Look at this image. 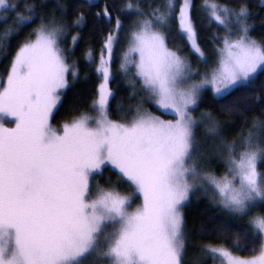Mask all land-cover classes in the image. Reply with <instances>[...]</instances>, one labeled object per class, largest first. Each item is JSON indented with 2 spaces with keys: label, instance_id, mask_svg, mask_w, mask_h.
Wrapping results in <instances>:
<instances>
[{
  "label": "snow or ice",
  "instance_id": "6c2138e0",
  "mask_svg": "<svg viewBox=\"0 0 264 264\" xmlns=\"http://www.w3.org/2000/svg\"><path fill=\"white\" fill-rule=\"evenodd\" d=\"M85 4L97 8L95 0ZM45 7L25 0L21 9L17 0H0V16L8 20L14 14L0 28V49L7 51L14 33L40 21L16 47L6 79L0 80V118L14 119L12 127L0 123V264H85L88 258L90 264H184L182 209L201 190H210L211 200L234 220L248 216L238 226L256 252L235 255L233 248L243 250L237 234L228 238L231 248L198 245L202 264H264V213L249 216L257 204L264 205V170H258L264 164V104L260 115L246 121L249 130L231 141L220 135L210 110L200 112L206 133L217 138L226 154L227 171L220 176L199 167V123L190 111L208 89L214 98L225 99L247 88L264 101V84L259 91L252 86L264 73V39L250 36L246 5L202 0L196 10L225 33H213L212 39L219 41L213 48L217 55L201 70L181 55L179 45L168 44L169 38L179 37L207 62L197 39L192 0H122L119 6L104 0L91 13L109 25L94 68L102 77L91 104L96 114L81 112L56 127L51 119L71 83L68 76L78 78L75 63L69 64L65 56L70 47L59 45L68 27L85 22L86 13L78 11L69 23L64 5H57L59 17L42 11ZM114 12L119 14L113 24ZM121 15L133 19L119 71L132 77L130 99L143 95L129 106L130 117L114 120L109 115L114 92L108 82L114 48L125 27ZM78 39L72 35L73 43ZM85 55L89 63L96 60L92 49ZM145 103L175 119H163ZM223 107L244 114L234 103ZM105 169L115 174V182L105 176ZM101 180L109 186L125 183L130 191L121 195ZM137 199L140 203L133 208Z\"/></svg>",
  "mask_w": 264,
  "mask_h": 264
},
{
  "label": "trees",
  "instance_id": "16d2710c",
  "mask_svg": "<svg viewBox=\"0 0 264 264\" xmlns=\"http://www.w3.org/2000/svg\"><path fill=\"white\" fill-rule=\"evenodd\" d=\"M11 2V0H10ZM21 5V9L25 0H17ZM37 4L46 5L42 11L46 13L55 12L56 16L61 15L57 9V5H64L66 7V15L64 19L66 22H71L75 14L78 11H84L86 13L85 22L80 26H70L66 29L68 35L61 40L59 47L69 48L70 51L65 53L68 57V63H75L78 69V78L72 81V77L69 74L68 79L71 81L69 87L62 94L61 101L57 109L55 110V116L51 119V123L54 127L64 121H70L73 116H78L81 112H91V104L93 99L97 95L98 85L101 83V77L94 72L95 62L98 61L103 37L108 31L109 25L104 22H98L91 13L97 11V8L104 3V0H95L97 8L89 9L85 0H34ZM122 0H108V3L119 6ZM193 2V18L197 24L198 30V42L201 49L208 57V61H212L216 58V53L213 51L214 45L219 41L212 39L213 33L223 35L225 30L223 27H218L215 23L209 25L207 19L204 17L199 9V5L202 0H192ZM219 3H228L232 7L238 8L240 4H245L247 10L251 15L248 17V24L251 26L250 36L257 41L264 39V0H217ZM21 9H17L20 11ZM119 13H113L114 18ZM14 15V14H11ZM11 15L8 20H4L0 16V28L5 24L11 23ZM24 15H28L27 12ZM121 19L125 25L120 31V42L115 45L112 55L111 69L112 78L109 80V87L113 90L114 96L110 98L109 115L111 119L121 120L122 116H131V112L128 111L130 105L137 103V97L130 99L129 93L132 89L129 87L127 79L124 74L119 71L120 57L127 47V41L124 39L125 34L130 31L129 25L133 17L121 15ZM40 23L39 19L34 20L32 23L26 24L18 34H13L10 38V47L5 51L0 49V77L6 75L9 70L11 58L14 55L16 47L19 43L23 42L27 34ZM175 29H173V32ZM78 34L79 39L76 43L72 41V35ZM169 47H175L179 45L182 48L181 55L188 57L191 62L198 60V56L190 49V46L181 38L176 39L169 38ZM88 49H92L96 60L93 63H89L85 53ZM88 73L85 77V73ZM264 84V73H259L257 78L253 81L252 86L260 90L261 85ZM234 103L239 109L243 111L227 112L224 109V105ZM120 105L119 110L117 105ZM264 101L257 99L249 94L247 88H238L231 93L230 96L225 99H216L208 90L206 91L198 104V112L211 111L213 118L218 120L221 133L220 135L231 141L237 139L239 134L246 133L249 130V123L246 121L251 120L253 116L260 115L261 106ZM150 111L155 114H160L154 107L149 106ZM161 115V114H160ZM197 141L199 143V151L202 154V162L199 167L206 172L212 173L216 176L223 175L226 171L223 158L226 157L225 153L221 152L218 148V140L206 133L205 124L199 123V126L195 128ZM223 159V161H222ZM264 170V164L260 167ZM105 174H109L112 180H116L114 173H110L105 169ZM185 215V234L186 240V253L184 264H202L204 257L200 253L198 245L211 243L216 245H224L232 247L231 237L235 239L239 234V243L243 250L233 248V252L243 257H250L256 252H253L252 245L247 243L246 237L243 235L242 229L238 226L247 221L248 216L242 219H233L232 216L219 208L214 202L207 198H200L196 202L191 200L183 208ZM258 247V246H257ZM213 261L208 260L207 264H212Z\"/></svg>",
  "mask_w": 264,
  "mask_h": 264
},
{
  "label": "rangeland",
  "instance_id": "374dc122",
  "mask_svg": "<svg viewBox=\"0 0 264 264\" xmlns=\"http://www.w3.org/2000/svg\"><path fill=\"white\" fill-rule=\"evenodd\" d=\"M34 38V37H33ZM106 54V53H105ZM190 61V60H189ZM191 62V61H190ZM191 64H192V66L194 67V68H200L201 70H204L208 65H210L211 63L207 60V62H201L200 61V58L198 57V60H196L195 62H191ZM10 68V67H9ZM1 76V75H0ZM6 76H7V73H6V75L5 76H3V77H0V80H2V79H6ZM125 76V75H124ZM126 79H127V82L129 81V80H131L132 79V77H131V75H128V76H126L125 77ZM101 82H102V77H101ZM108 86H109V82H108ZM210 92H211V90L210 89H208ZM207 90V91H208ZM206 92V91H205ZM205 92H203L202 93V95L205 93ZM211 94H212V92H211ZM143 95V93H140L138 96H137V102L139 101V99H140V96H142ZM202 95H201V97H202ZM213 95V94H212ZM201 97H200V99H201ZM200 99H199V101H198V104H199V102H200ZM58 105H59V103H58ZM145 108H147V109H149V106H152V107H154L156 110H158L157 109V107L155 106V105H153L152 103H145L144 105H143ZM58 107V106H57ZM197 108H198V106L193 110V109H190V111H192V114H193V116H195V117H197V119H198V123H201L200 122V116H199V114H200V112H198V110H197ZM150 110V109H149ZM159 112H160V114H156V115H158V116H161L163 119H175V117L174 116H171V115H166L163 111H160V110H158ZM88 114L89 115H95L96 113L95 112H93V111H91V112H88ZM155 114V113H154ZM0 123H4L5 124V126H8V127H12V126H14V119L13 118H11V117H7V116H4V117H2V118H0ZM52 124V123H51ZM54 127V126H53ZM240 149H237V151H239ZM226 155V154H225ZM226 158V157H225ZM225 158H223V159H225ZM223 159H222V161H223ZM225 161V160H224ZM223 161V162H224ZM201 162H202V157H201ZM225 164V163H224ZM261 165H259V169L258 170H262L261 168ZM201 169V168H200ZM201 171L203 172V170L201 169ZM226 171H227V169H226ZM225 171V172H226ZM105 176H109V174H105ZM112 178V177H111ZM116 181V180H115ZM115 181H113V182H115ZM101 184L102 185H104L105 187H112L113 188V190H115V191H117V192H119L121 195H124V194H127L129 191H130V188L128 187V185L127 184H125V183H119V184H116V183H114L112 186H109V185H106V184H104V181L103 180H101ZM204 199V198H207L208 200H211V198H210V190H209V192L208 193H206V192H204L203 190H201V191H198V192H196L194 195H192V197H191V201L192 202H196V201H198L199 199ZM212 201V200H211ZM213 202V201H212ZM140 203V200L139 199H137V200H134L133 201V203H132V207L134 208L137 204H139ZM182 211H183V209H182ZM262 213H264V205H260V204H257V206H255L254 208H252L251 209V211L249 212V216H251V215H257V214H262ZM185 239L187 240V237H186V234H185ZM185 253H186V251H185ZM185 253H184V256H183V261H184V259H185ZM235 254V253H234ZM256 254V253H255ZM254 254V255H255ZM235 255H237V254H235ZM238 256H240V255H238ZM241 257H243V256H241ZM90 262H91V258H88V260L85 262V264H90ZM213 264V263H212ZM217 264H218V261H217Z\"/></svg>",
  "mask_w": 264,
  "mask_h": 264
}]
</instances>
